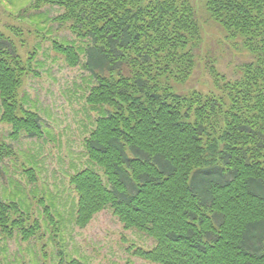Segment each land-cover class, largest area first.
Masks as SVG:
<instances>
[{
	"label": "trees",
	"instance_id": "trees-1",
	"mask_svg": "<svg viewBox=\"0 0 264 264\" xmlns=\"http://www.w3.org/2000/svg\"><path fill=\"white\" fill-rule=\"evenodd\" d=\"M43 5L61 8L55 21L86 42L55 41L54 49L91 75L87 103L102 113L84 146L103 175L87 168L70 181L76 225L86 229L109 209L125 230L155 239L152 250L130 247L152 263L264 264V0H206L253 59L234 81L211 68L215 93L187 94L177 85L195 72L203 36L191 0H37L32 8ZM14 47L0 33L1 122L15 141L40 138V115L19 97L32 69ZM11 153L0 143V167ZM13 214L17 204L0 197L2 235L20 230L29 241L39 223L26 227Z\"/></svg>",
	"mask_w": 264,
	"mask_h": 264
},
{
	"label": "rangeland",
	"instance_id": "rangeland-1",
	"mask_svg": "<svg viewBox=\"0 0 264 264\" xmlns=\"http://www.w3.org/2000/svg\"><path fill=\"white\" fill-rule=\"evenodd\" d=\"M36 1L0 0V33L15 44L32 69L24 77L20 101L40 115L44 128L41 138L25 133L13 140L11 127L1 122L0 99V143L12 147L0 167V197L17 204L21 214H13L12 220L24 218L26 227L35 221L40 226L29 241L23 240L20 230L13 238L0 231V264H68L71 258L87 264H153L134 256L130 247L152 250L155 239L137 229L125 230L111 210L96 215L86 229L76 225L78 195L70 181L87 168L103 175L89 161L84 146L102 113L87 103L94 84L91 75L82 66L70 67L54 49L55 41L79 48H85L86 42L77 40L68 25L55 21L63 13L61 8L43 5L34 10ZM191 2L203 30L202 43L195 51V72L186 84L177 85V91L215 93L211 68L234 81L253 58L240 39L227 38L211 18L206 0ZM28 170L34 171L35 182L30 181Z\"/></svg>",
	"mask_w": 264,
	"mask_h": 264
}]
</instances>
